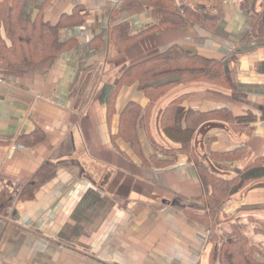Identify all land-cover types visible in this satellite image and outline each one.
I'll return each mask as SVG.
<instances>
[{
	"label": "crops",
	"instance_id": "obj_1",
	"mask_svg": "<svg viewBox=\"0 0 264 264\" xmlns=\"http://www.w3.org/2000/svg\"><path fill=\"white\" fill-rule=\"evenodd\" d=\"M129 3L23 0V25L72 17L73 27L50 64L0 68V264H209L210 233L190 216L207 211L211 193L197 162L240 180L222 218L264 214L259 0H176L177 12L201 20L158 31H148L147 6ZM123 25L144 36L121 50L113 32ZM175 45L222 62L225 83L178 86L154 106L138 84L122 85L129 68ZM181 96L189 110L213 113L193 137L194 159L157 151L180 145L160 118ZM131 104L140 109L135 137L122 130Z\"/></svg>",
	"mask_w": 264,
	"mask_h": 264
},
{
	"label": "trees",
	"instance_id": "obj_2",
	"mask_svg": "<svg viewBox=\"0 0 264 264\" xmlns=\"http://www.w3.org/2000/svg\"><path fill=\"white\" fill-rule=\"evenodd\" d=\"M175 1L130 0L129 7L144 5L152 11L155 24L148 31L183 29L195 24L198 19L201 20V16L199 17L191 9H186L183 14L176 12ZM22 11L23 0H0V68L29 70L50 64L69 46L63 40V31L66 27H73L72 17L58 24H51L39 18L23 25ZM116 30L113 33L116 41L123 46L121 50L144 36V34L142 36L129 35L125 25ZM252 31L256 36H264V15L253 19ZM196 82L212 85L225 83L223 63L205 59L175 45L166 52L129 68L122 85L138 84L139 89L149 98L151 106H154L172 89ZM185 99L184 96L178 97L166 107L161 115L162 130L171 140L180 144L176 148L159 147L157 151L162 156L176 158L179 155H186L194 159L191 146L193 137L198 128L212 117L213 113L205 114L189 110L185 106ZM139 113V107L134 104L126 108L122 121L123 132L135 137V123ZM219 113L225 114L222 111L216 114L219 115ZM221 118L233 120L230 115H224ZM133 145L136 146V143ZM197 166L203 183L211 189V193L205 198L207 211L190 216L210 233L209 244L213 247L210 264L217 262L213 260L217 258L216 251L219 252L218 264H264V253L256 245L250 244L249 237L244 234L238 223L231 222L230 229L225 230L221 237L220 231L223 229L216 222L222 206L240 180H224L212 175L198 162ZM255 223L260 226L256 228V234L264 236V223L261 221H255Z\"/></svg>",
	"mask_w": 264,
	"mask_h": 264
},
{
	"label": "rangeland",
	"instance_id": "obj_3",
	"mask_svg": "<svg viewBox=\"0 0 264 264\" xmlns=\"http://www.w3.org/2000/svg\"><path fill=\"white\" fill-rule=\"evenodd\" d=\"M262 1L263 0H259V6H256V8L258 10V14L261 13V15H264V5H263L264 2L262 3ZM261 5L263 6L262 7L263 11H261ZM183 13H180V14H183ZM204 84H206V83H204ZM256 215H257L256 213L251 212L249 214H246L244 218L241 217L242 220H238V217H235V218L234 217L233 218H228V217L227 218H222L221 214H219L218 217H217L216 222L218 223L219 227H221L223 229V230L220 231L221 237H222V235H224L225 230H229L230 229V222H237L238 225L241 226L242 231L244 232V234H246L249 237L250 244L256 245V247L261 252L264 253V236L261 235V234L257 235L256 234L257 232L255 231L256 228H260L259 224L255 223V221H261V222L264 223V220L262 219V218H264L263 217L264 214H262L263 216H262L261 219H259L260 217H257ZM210 250H211V254H212L213 253L212 244H210ZM215 256L218 258V256H219V252L218 251H216ZM217 258H215V259L213 258L214 261H217L216 264L219 263ZM209 264H210V262H209Z\"/></svg>",
	"mask_w": 264,
	"mask_h": 264
}]
</instances>
